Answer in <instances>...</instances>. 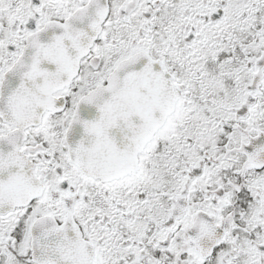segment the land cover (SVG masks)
<instances>
[{
    "label": "snow or ice",
    "instance_id": "obj_1",
    "mask_svg": "<svg viewBox=\"0 0 264 264\" xmlns=\"http://www.w3.org/2000/svg\"><path fill=\"white\" fill-rule=\"evenodd\" d=\"M0 264H264V0H0Z\"/></svg>",
    "mask_w": 264,
    "mask_h": 264
}]
</instances>
